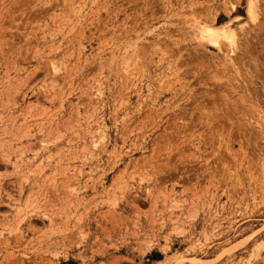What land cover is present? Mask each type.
<instances>
[{
  "label": "rangeland",
  "instance_id": "obj_1",
  "mask_svg": "<svg viewBox=\"0 0 264 264\" xmlns=\"http://www.w3.org/2000/svg\"><path fill=\"white\" fill-rule=\"evenodd\" d=\"M246 9L0 0V264H264V43L197 38Z\"/></svg>",
  "mask_w": 264,
  "mask_h": 264
},
{
  "label": "bare ground",
  "instance_id": "obj_2",
  "mask_svg": "<svg viewBox=\"0 0 264 264\" xmlns=\"http://www.w3.org/2000/svg\"><path fill=\"white\" fill-rule=\"evenodd\" d=\"M262 2H263L262 0H247V9H246V13H247V17H248L247 21L240 23V25H238L236 27H233L234 25L232 24L231 21H226V22L220 24V20H219L220 17L218 18L217 15L216 16L212 15V16H209L210 18L208 17L210 19V22H209L210 24L205 22L204 25H202L201 27H198V33H197V38L201 41V43H204V45L214 46L219 51H223V48L226 46L229 49L228 54H227V62H228V64H230L234 68V71H236L237 73H240L239 68H241L238 66L239 64H237V63H239L240 61L242 63L243 60H245L244 57L246 55H248L247 57L248 58L250 57V58L247 61L250 62V59H251L252 64L254 63L256 65V66L254 65L255 66L254 69H257L256 73H257V75L260 74L259 75L260 78L263 77V76H261L263 72L260 73V70L257 67H259L262 64L261 63L259 64L257 61L258 53H256V55H253L254 51H253V47H252L251 43H254V41H256L257 43H262L261 45H263L264 39L261 38L263 33L261 34V37H260V35H259L260 33L257 32L260 38L257 37L258 35L255 36L256 34L253 37L251 35V33L253 34L252 31H254V32L258 31V30H256V28H258L259 31H264L263 30L264 29V5ZM229 4L232 6V8H231L232 11L237 10V7L233 2L229 1ZM209 13L211 14L212 12L209 11ZM237 19H239V17H237L236 20ZM249 23H251L253 25H251ZM249 35H251V36H249ZM261 48H263V47H261ZM256 49L257 48H255V50ZM240 65H242V64H240ZM250 66H251V64H250ZM243 67L246 68V73L250 75L249 81H251L250 79L252 77L256 76L255 74H253L255 72L253 70V67H252L253 71L250 70V67H246L244 64H243ZM260 68H261V66H260ZM241 74H243V73H241ZM244 80H245V78H244ZM263 82H264V80H263ZM250 83H254V82L251 81ZM246 86H247V84H246ZM262 86L264 87V85H262ZM254 102H255V105L258 106V104H256V101H254ZM202 111H201V113H202ZM203 112H205V111H203ZM207 112L208 113L205 112V114H207L206 116L209 117L211 112H209V111H207ZM200 116H201V114H200ZM206 116H204V117L201 116V118H205ZM201 118H200V120H201ZM204 120H203V122H204ZM208 120H207V124H210L208 122ZM204 124H206V121ZM195 261H197V260H195ZM198 262H199V260L197 261V263Z\"/></svg>",
  "mask_w": 264,
  "mask_h": 264
}]
</instances>
